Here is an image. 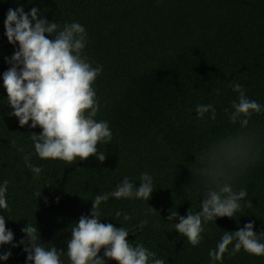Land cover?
<instances>
[{"label": "trees", "instance_id": "obj_1", "mask_svg": "<svg viewBox=\"0 0 264 264\" xmlns=\"http://www.w3.org/2000/svg\"><path fill=\"white\" fill-rule=\"evenodd\" d=\"M21 5L26 12L39 8L61 27L84 26L83 55L102 67L92 84L99 105L95 119L108 122L112 139L97 144L106 154L103 162L94 156L71 163L40 159L31 133L41 129L20 127L6 115L10 109L0 87V183L8 181V208L0 215L14 242L29 223L46 248L66 250L71 228L89 215L91 200L125 177L138 185L143 173L153 178L150 199L110 198L100 205L99 218L127 229L133 246L142 244L164 264H210L208 253L224 231L248 222L264 231V111L253 113L243 128L225 112L238 95L233 83L264 106V0H0V74L14 51L4 35L5 13ZM209 103L215 119L210 113L199 118L196 106ZM28 154L27 163L42 168L38 177L26 166ZM223 182L246 190L241 210L203 225V239L192 246L175 232L176 221L166 218L170 211L179 216L199 211L201 197L194 189ZM118 210L132 219L116 217ZM231 249L222 264H264V256L243 249L231 255ZM8 250L4 264H25L21 247H0V253ZM61 260L70 264L66 255Z\"/></svg>", "mask_w": 264, "mask_h": 264}, {"label": "clouds", "instance_id": "obj_2", "mask_svg": "<svg viewBox=\"0 0 264 264\" xmlns=\"http://www.w3.org/2000/svg\"><path fill=\"white\" fill-rule=\"evenodd\" d=\"M4 35L14 51L5 57L9 65L0 74V87L6 91L10 111L6 114L15 117L20 127H39V134L31 133L35 154L40 159H59L71 163L76 157L85 160L94 156L98 162L106 159L105 152L98 151L97 144H108L112 131L108 122L95 119L99 111L93 82L102 72L101 66L93 67L83 55L88 33L78 22L66 23L61 27L55 21L47 20L37 7L25 11L24 6L9 8L3 21ZM237 93L230 110L225 109L231 123L247 126L253 113L264 111V106L250 100L243 86L232 84ZM196 113L203 118L210 113L215 119L216 110L212 104H199ZM31 121V123H29ZM31 154L25 156L26 166L37 177L41 167L27 163ZM203 191L194 189L201 199L199 211L179 216L170 211L166 220L173 223L175 232L187 238L192 246L203 239L204 226L217 218H233L241 210L240 201L247 195L246 190L235 191L229 182L204 184ZM153 178L148 173L140 176L136 185L125 177L116 187L97 194L92 201L89 215H81L71 228L66 250H58L54 245L46 248L41 243L35 224L26 223L21 228L22 239L14 242V233L6 227V217L0 215V247L11 245L21 247L26 254L25 264H63L66 255L70 264H164L156 253L142 244L133 246L126 237L127 229L115 227L112 223H101L99 207L110 198L148 201L154 191ZM8 181L0 183V209H7L6 193ZM40 197L41 192L36 194ZM59 198L55 202L58 203ZM151 208V207H150ZM152 209V208H151ZM155 211V210H154ZM123 215L124 221L132 219L127 213L116 211L115 216ZM147 220L139 224L143 228ZM264 231H254L253 222H248L238 230L224 231L215 249L209 251L210 264H217L232 245L231 255L243 251L255 256H264ZM101 250L103 254L100 255ZM11 251L0 253V264L11 257Z\"/></svg>", "mask_w": 264, "mask_h": 264}]
</instances>
